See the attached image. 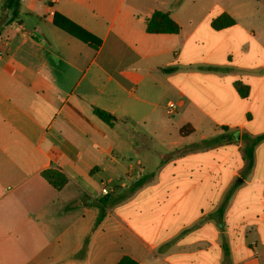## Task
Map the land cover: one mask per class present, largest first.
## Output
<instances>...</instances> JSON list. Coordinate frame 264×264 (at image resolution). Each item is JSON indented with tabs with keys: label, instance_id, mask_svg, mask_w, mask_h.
I'll return each mask as SVG.
<instances>
[{
	"label": "crops",
	"instance_id": "obj_1",
	"mask_svg": "<svg viewBox=\"0 0 264 264\" xmlns=\"http://www.w3.org/2000/svg\"><path fill=\"white\" fill-rule=\"evenodd\" d=\"M156 10L179 33L147 32ZM223 13L236 23L212 28ZM239 15L223 0H21L12 19L0 0V264H264V139L245 155L264 135V30ZM229 39L243 62L210 61ZM50 168L69 177L62 189Z\"/></svg>",
	"mask_w": 264,
	"mask_h": 264
},
{
	"label": "trees",
	"instance_id": "obj_2",
	"mask_svg": "<svg viewBox=\"0 0 264 264\" xmlns=\"http://www.w3.org/2000/svg\"><path fill=\"white\" fill-rule=\"evenodd\" d=\"M21 4V0H7V7L12 10V19H16L19 16V7ZM236 23V20L230 16L228 13H223L220 16L214 18L211 22V27L220 30L224 28H228L233 26ZM55 25L61 27L71 35L79 38L83 42L89 44L91 47L97 49L101 46L102 40L85 30L81 29L77 25L71 24V27H66L58 24L55 22ZM146 29L147 32L153 33V34H159V33H179L180 26L179 24L171 17L170 13L163 12L160 10H156L151 17H149L146 20ZM165 72H170L173 70V67H168L163 69ZM241 85V84H239ZM248 89L246 90H240V93L242 95H245L247 93ZM94 113L104 122L107 124H114L117 120V118L100 108H94ZM194 132L193 127L190 125L184 126L180 129V134L182 136H189ZM225 135H219L216 137L209 138L205 141L208 145H213L218 143L219 141H222L225 139ZM264 139V135L258 136L256 138H250L249 144L245 148V155L248 160H251L253 156V150L255 145ZM43 177L56 189L60 190L62 189L69 181V177L59 168H50L42 171ZM143 183V180L136 182L135 184L131 185L129 187L130 192H133L136 188H138ZM228 199V197H227ZM118 198L113 197L111 194L106 195L104 198L99 199L96 203V207L98 209V213L95 219V222L91 228L90 233L94 232L97 227L101 224V222L105 219L107 215V208L117 202ZM220 216L222 214V211H220ZM89 236L85 238L84 241V247L82 249V252L86 251V247L89 243ZM117 264H140L138 261L128 257L124 256Z\"/></svg>",
	"mask_w": 264,
	"mask_h": 264
},
{
	"label": "rangeland",
	"instance_id": "obj_3",
	"mask_svg": "<svg viewBox=\"0 0 264 264\" xmlns=\"http://www.w3.org/2000/svg\"><path fill=\"white\" fill-rule=\"evenodd\" d=\"M227 6H231L234 5L237 9V11L240 13V22L242 25L248 24L249 22L246 21V17L252 20V23L256 26V27H261V29L264 30V0H223ZM244 18H242V17ZM248 20V19H247ZM204 34V32L202 33ZM212 34H214V32H212L210 30V35L208 37V40H212ZM261 41L264 42V38L261 39ZM211 43V41L207 42L203 51H209L211 50L210 47H208V45ZM227 46V47H226ZM226 47V48H225ZM225 50H222L224 49ZM245 53L244 49H240L236 47V44L234 42H232L231 39L227 40V42L225 43V46H222L220 48H218L214 54L212 56L209 57V60H214L216 62H230V63H234V64H241L243 62V54ZM231 55V57H229ZM244 90H246L245 87H243ZM168 98L170 97H165L164 99V104H166ZM162 115L164 116V120L168 121V113H162ZM152 127L154 128H159L158 130L161 132L160 136L158 135V139H156V143L157 142H164L166 141V139L169 137L168 133H165L161 130L162 128V124H156L155 122L152 123ZM167 137V138H166ZM155 141V140H153ZM118 185H114L113 188L108 189V193L110 194L111 191L115 190V188H117Z\"/></svg>",
	"mask_w": 264,
	"mask_h": 264
},
{
	"label": "built area",
	"instance_id": "obj_4",
	"mask_svg": "<svg viewBox=\"0 0 264 264\" xmlns=\"http://www.w3.org/2000/svg\"><path fill=\"white\" fill-rule=\"evenodd\" d=\"M176 108H177V103H176V102H174V101L169 102V103H168V108H167V113H168L169 115L174 114ZM103 193H105V194L108 193L107 188L103 189Z\"/></svg>",
	"mask_w": 264,
	"mask_h": 264
}]
</instances>
